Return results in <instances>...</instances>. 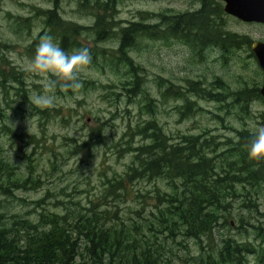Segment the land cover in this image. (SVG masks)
<instances>
[{
	"label": "trees",
	"instance_id": "trees-1",
	"mask_svg": "<svg viewBox=\"0 0 264 264\" xmlns=\"http://www.w3.org/2000/svg\"><path fill=\"white\" fill-rule=\"evenodd\" d=\"M72 1L78 3L79 11L93 16V26L84 27L76 20L64 18L61 0H57L56 10L48 15L46 23L52 29L49 34L54 35L60 47L68 53L82 47L89 49L91 63L97 69L110 67L125 74V80L120 81V85L112 86L119 90V93L112 92V96L118 100L124 98L125 93L129 99H140L139 122L129 125L125 133L127 151L134 154L126 178L130 182L146 180L157 183L162 180L166 189L156 184L152 194L158 206L154 210L146 211L147 195L140 194L137 197L140 209L135 210L136 217L117 218V222L109 226L95 207L80 210L66 207L64 216L43 214L41 222H33L19 214L11 215L7 205L15 200V191L40 189L42 181L25 174L7 156L3 138L22 135H18L13 126L7 123V112L4 113L5 108L2 109L0 101V264H174L176 259L182 260V257L173 251L168 240L178 246L177 250L186 251H189L187 244L193 240L200 250L198 255L192 254L183 259L182 264H245L243 253H255L264 263V247L258 248L251 243L239 244L232 236L217 240V226L223 217L225 226H232L227 222L225 212L229 213L234 208L233 203L239 199L240 209L257 211V200L264 194V162L253 161L248 154L255 132L246 127H231L235 136L226 137L224 142H218L210 129H205L200 135L178 134L175 139L169 137L157 119L159 101L147 86L148 69L140 61L137 62L132 53L143 41L161 42L166 46L179 43L190 50V64L198 66L207 60L204 51L212 48L219 55L226 53L221 66L227 69L238 58L236 53L242 47L250 51L248 58L256 63L251 51V37L227 30V23L217 21V17L228 16L221 8L214 12L203 7L195 12L151 13L148 18L140 16L141 21L121 22L116 19L118 4L123 0ZM150 19L153 21H146ZM231 20L239 22L234 18ZM25 27H30L28 21ZM85 30L95 37L94 49L87 47L85 40L81 39ZM100 43L103 45L99 46ZM2 45L7 51L14 48L11 43ZM1 62L0 91L5 105L22 118L27 113L26 106L30 107L31 115L40 121L49 118L48 109L30 101L24 82L26 73L20 72L19 67L11 66L6 55L2 56ZM250 66L245 59L243 70H249ZM210 71L197 76H191L187 71L188 75L177 78L178 84L157 75L154 83L164 101L174 99L183 102L175 109L183 117L198 113V101H205L216 103L222 110H227V115L235 114L236 120L245 121L254 113L251 111L253 102L264 103L259 82H253L241 74L233 76V83L223 75ZM254 71L262 77L258 66ZM80 84H84L86 89H95L97 83L80 78ZM234 85H238L239 89ZM11 89L15 90V97L20 98L22 103L8 100ZM76 89L65 90L71 93ZM227 95L234 99L233 103L225 104ZM15 104L18 105L17 109ZM236 108L238 111L233 113L232 109ZM141 116H150V119L142 121ZM214 117L222 120L219 115ZM255 118L257 124L264 127V112ZM103 126L101 124L99 129L92 131L87 141L77 146L78 149L91 147L94 140L107 144ZM29 138L34 148H41L40 140L35 136ZM135 138L140 141L134 143ZM21 154L19 159L32 172L33 168L29 165L32 159L26 150ZM107 185L114 191L126 189L124 177L108 181ZM20 202L25 204L23 200ZM247 225L258 232L264 243L262 226L240 219L241 230L247 232ZM204 248H207L205 253Z\"/></svg>",
	"mask_w": 264,
	"mask_h": 264
},
{
	"label": "rangeland",
	"instance_id": "rangeland-1",
	"mask_svg": "<svg viewBox=\"0 0 264 264\" xmlns=\"http://www.w3.org/2000/svg\"><path fill=\"white\" fill-rule=\"evenodd\" d=\"M42 1L0 0V66L2 56L6 55L8 56L7 59L13 62H11L12 64L28 71L27 85L30 89V101H34L37 96L45 94V77L43 74L31 70L30 62L34 58V54L30 55L26 51V47L31 46L33 39L40 40L44 36L43 33L41 34L43 21L41 17L37 18L32 21L30 27L17 30L14 18L9 16V12L25 17L30 16L31 8L29 10L21 4L38 7V5H43ZM60 4L62 7L61 14L64 18L76 20L84 27L93 26V16L90 17L79 11L77 2L61 0ZM118 5V19L124 21L140 20V16L148 18L151 13L173 10L184 12L190 9L194 10L196 7L195 4H189L188 0H123ZM229 27L230 30L240 34H248L253 42H264V26L235 23L230 20ZM91 35L92 33L85 30L81 39L85 40L84 44H87V47L94 49L93 38L95 37ZM86 41L90 43L88 44ZM55 42L59 44L58 39ZM2 43H11L14 48L8 52ZM102 45L99 44V46ZM132 53L135 60L146 65L148 69L146 76L149 83L147 86L152 95L159 101L157 119L169 137L175 139L178 134L200 135L205 129H210L211 134L217 137L218 142H224L226 137L235 136L231 127L236 129L246 127L254 132L257 128L262 127L257 124L258 121L255 117L264 112L263 102L256 101L252 104L251 111L254 113L245 121L236 120L235 114L229 116L226 114L227 110H222L220 105L205 101H198L200 108L198 113L183 117L175 110L183 102L174 99L164 101L154 83L157 81L155 79L157 75H163L172 80L173 83L178 84L177 78L188 75L187 71L191 76H197L211 70V73L223 75L233 83H235L233 76L242 74L249 77V80H253V82H259L261 87L263 78L256 75V71H254L257 64L248 58V53L245 51L240 52L239 57L227 69L222 68L221 63L213 64L219 52L212 48L207 49L204 54L207 62L198 64V66L190 64V50L179 43L166 46L161 42L155 44L154 42L143 41ZM245 59L251 64L249 70H243ZM253 77L256 79H252ZM48 78L53 79L50 76ZM80 78L95 81L97 83L96 88L89 87L86 89L84 84L83 86L80 84L81 88L78 87L70 93L66 92L65 89L61 90L56 87L50 93L56 97L54 105L43 107L49 111V118L46 120L40 121L38 117L31 115L30 107L27 106L28 114L26 113L23 118L14 111L7 110V123L13 126L18 135L22 136L3 138L6 154L15 166L21 167L25 174H31L42 181L40 189L15 191V200L7 205L11 215L19 214L33 222H41L43 214L57 213L64 216L67 213L66 207H70L72 210L95 207L105 217V224L109 226L117 222V218L136 217L135 210L140 209L137 198L140 194L147 195L145 199L148 204L145 205L147 212L158 206L152 192L155 190L156 184L158 187L166 189L165 181L160 180L157 183L146 180L130 182L126 178V172L134 154L127 151L125 133L129 125L139 122L140 99L138 97L133 98V100L129 99L127 96L125 97V93L124 98L118 100L112 96V92L119 93V90L112 86L120 85V81L125 80V74L110 67L100 70L91 63ZM234 86L239 89L238 85ZM107 95L108 97H106ZM12 99L22 103L20 98L15 97L14 91H10L8 100ZM0 101L2 107L5 108L1 91ZM17 107L18 105L15 104V109ZM234 110L232 109L233 113L238 111L237 108ZM215 115L221 116L223 121L216 119ZM140 118L145 121V119H150V116H141ZM101 124H104V137L107 144L97 143L94 140L91 147L78 149L77 146L87 141L92 131L99 129ZM0 126H2V122H0ZM28 127L31 129V135ZM30 136H35L37 140H40L41 148H34L30 143ZM139 141L138 138L133 140L134 143ZM29 148L30 150L27 152ZM21 150H26L27 155L32 159V162L29 163L33 168L32 172H29L28 167L19 159V155L22 156ZM121 177H124L125 190L114 191L109 188L108 181L113 182L115 178L119 180ZM20 200L25 201V204L21 203ZM239 202L238 199L237 202L233 203L234 208L229 213L225 212L227 222H230L231 225L233 223V225L225 226L224 219H222L220 221L222 227L218 228L217 240L219 241V237L222 235L232 236L239 242H250L255 247H264L262 238L258 236V232L254 228L247 225V232L240 229V219L255 226L261 225L263 228L264 194L260 195L257 200V211L248 208L240 209ZM167 243L169 246H173V251L179 253L182 260L192 254L198 255L199 253V249L193 240L187 244L189 251L182 248V250H177L178 246L170 240ZM247 258L251 261L254 259L251 254L247 255ZM182 260L176 259L174 264H182Z\"/></svg>",
	"mask_w": 264,
	"mask_h": 264
},
{
	"label": "clouds",
	"instance_id": "clouds-1",
	"mask_svg": "<svg viewBox=\"0 0 264 264\" xmlns=\"http://www.w3.org/2000/svg\"><path fill=\"white\" fill-rule=\"evenodd\" d=\"M92 56L89 49L82 47L69 54L55 42L51 35L40 38L34 58L30 62L31 70L43 74L46 80L45 94L39 95L34 102L38 106L51 107L56 101L53 89H76L80 86V76L90 66ZM53 79H49L48 77ZM28 123V122H27ZM29 126V124H28ZM29 134L31 129L28 127ZM30 150L27 149V152ZM249 158L264 162V127H259L248 148Z\"/></svg>",
	"mask_w": 264,
	"mask_h": 264
},
{
	"label": "flooded vegetation",
	"instance_id": "flooded-vegetation-1",
	"mask_svg": "<svg viewBox=\"0 0 264 264\" xmlns=\"http://www.w3.org/2000/svg\"><path fill=\"white\" fill-rule=\"evenodd\" d=\"M56 2H57V0H43L42 1L43 5H38V7L37 6H30V5L21 4L23 7L29 8V10L31 8V12L29 11V14H31V15L25 17L24 15H21V14L16 15V14H13V13L9 12V16L14 18V22H15L14 24H15V26H17V30H24V26H25L27 21L31 24L33 20L41 17V19L43 21V30H42L41 34L44 33V35H48L50 33V30H52V29H49L46 26V23L48 22V15L50 16V13L53 10H56ZM188 2H189V4H195V6H196L195 9L194 10L193 9L186 10V11H184L182 13L199 11L203 7H208L210 9H213V12L216 11V9H218V8H221V9H223L225 11V7H226V3L223 0H188ZM172 12L175 13V14L178 13L175 10H173ZM231 18H232L231 16H224V17H217L215 19L217 21L221 22L222 24L227 23L229 25V21L231 20ZM116 20L117 21H121V22H127V21H124V20L118 19V18ZM131 21H141V18H140V20L132 19ZM146 21H153V20L150 19V20H146ZM228 25L226 26V28H227V30H230V27ZM45 30H48L47 33H45ZM49 35H51L54 38V40H57V38L54 37V35H52V34H49ZM35 42H36V46L33 47ZM38 43H39V39H36V38L33 39L31 46L29 45V46L26 47L27 53H29L30 55L31 54L35 55V50H36V47H37ZM8 44H10V43H8ZM8 50H10V49H8ZM30 50H31V52H30ZM10 51H8V52H10ZM242 51H245L246 53H248V56H249L250 51L248 49H246V47H242L241 49H239L238 53H236V56L239 57L240 52H242ZM204 52L206 53V51H204ZM225 55H226V53H221V55H218L216 57V59L214 60L213 64H220L223 61L222 57L225 56ZM7 58H8V56H7ZM9 62L11 63L12 61H9ZM12 63H11V66H13V67L16 66V65H14ZM19 71L23 72V73H26V80L24 81L25 82V88L28 90V94L30 95V91H29L30 89H28V85H27L28 71H26L22 67H19ZM262 78H263V76H262ZM35 87H36V85H35ZM17 88H19V87H17ZM37 88H38V86H37ZM231 90H232V88H231ZM10 91H14L15 92V90H12V89ZM9 95H10V92H9ZM15 95H16V92H15ZM28 97L30 99V96H28ZM227 100L228 101L225 104H231V103L234 102V99H232V97L229 96V95H227ZM3 108L4 107H2V109ZM8 109L11 110L9 107L6 106L5 107V111L7 112ZM222 219H224V217ZM232 225H233V223H232ZM217 227H222V226L220 224ZM223 236H225V235H222L220 237H223ZM248 243H250V242H242V243L239 242V244H243V245L244 244H248ZM206 251H207V248H204V253ZM249 254L253 255V258H254L253 261H251V260H249L247 258V255H249ZM243 257H244L243 261L245 262V264H264V263L260 262V259L258 258V256L255 253H243Z\"/></svg>",
	"mask_w": 264,
	"mask_h": 264
},
{
	"label": "water",
	"instance_id": "water-1",
	"mask_svg": "<svg viewBox=\"0 0 264 264\" xmlns=\"http://www.w3.org/2000/svg\"><path fill=\"white\" fill-rule=\"evenodd\" d=\"M226 3L225 12L244 22L264 24V0H223ZM257 63L264 75V42L256 41L251 47ZM264 97V83L261 87ZM264 217V215H263ZM264 230V228H263Z\"/></svg>",
	"mask_w": 264,
	"mask_h": 264
}]
</instances>
